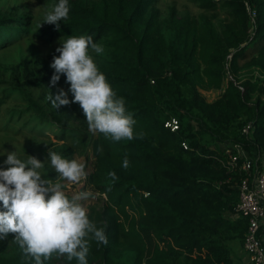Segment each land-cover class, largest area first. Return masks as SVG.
<instances>
[{
	"label": "trees",
	"instance_id": "16d2710c",
	"mask_svg": "<svg viewBox=\"0 0 264 264\" xmlns=\"http://www.w3.org/2000/svg\"><path fill=\"white\" fill-rule=\"evenodd\" d=\"M49 1L53 7L59 3ZM158 2L68 0V17L58 28L48 23L39 28L29 14L12 11L0 15V49L34 32L36 38L57 41L53 62L64 40L92 35L104 48L95 53L94 62L117 98H124L126 114L136 121L134 134H143L114 141L91 133L89 126L66 128L72 125L70 114L86 120L78 102L66 112L60 139L64 144L70 139V145H63L60 155L68 160L78 152L85 155V186L99 193L87 208L89 219L108 237L107 245L90 240L87 264H243L235 259L232 242L243 245L249 222L231 216L241 175L223 166L218 143L264 151V77L241 79L247 71L264 74V0H195L198 15H181L171 4L166 17ZM247 2L256 9L254 23ZM231 49L234 80L226 68ZM40 67L36 62L32 73L28 67L19 80L10 81L0 104L21 92L35 113L50 119L26 89L47 77ZM237 78L244 90L235 83ZM59 82L70 86L65 74ZM204 91L220 95L209 100ZM171 117L180 121L177 131L164 126ZM248 122L254 125L250 137L242 132ZM125 158L128 168L122 166ZM43 178L57 179L59 174ZM0 211H6L2 201ZM55 257L44 264H56ZM0 264L35 260L18 243L12 249L0 246ZM61 264L78 261L65 254Z\"/></svg>",
	"mask_w": 264,
	"mask_h": 264
},
{
	"label": "clouds",
	"instance_id": "9594fccd",
	"mask_svg": "<svg viewBox=\"0 0 264 264\" xmlns=\"http://www.w3.org/2000/svg\"><path fill=\"white\" fill-rule=\"evenodd\" d=\"M69 11L68 0H59L46 14L43 23L56 24L58 28L59 22L67 19ZM90 49L97 54L104 51L92 35L70 36L62 47L57 48L60 55L54 57L50 65L55 70L51 84L56 86L61 74H65L74 99L70 102L63 88L48 99L56 109L78 102L93 134L100 132L114 141H131L137 135L143 138V134H134L136 121L131 113L126 114L124 98H117L89 54ZM50 161L59 174L55 183L43 178L38 171L44 167L38 158L29 156L25 162L17 157L16 151L7 154L5 163L10 167L0 170V201L6 209L0 211V240L15 233L16 242L34 258L35 264H44L54 254H66L68 260L76 258L78 264H87L90 240L107 245L108 237L104 228H97L90 221L88 209L81 203L90 193L78 191L69 198L64 190L68 185L61 183L66 180L69 184H80L87 177L85 164L62 158L53 151H50ZM129 165L125 158L122 166L128 168ZM109 175L113 180L118 179L114 172Z\"/></svg>",
	"mask_w": 264,
	"mask_h": 264
},
{
	"label": "rangeland",
	"instance_id": "374dc122",
	"mask_svg": "<svg viewBox=\"0 0 264 264\" xmlns=\"http://www.w3.org/2000/svg\"><path fill=\"white\" fill-rule=\"evenodd\" d=\"M171 4H175L182 15L186 11L198 15L201 12L195 0H159L158 7L161 9L162 16L166 17L169 14ZM53 5L49 0H0V15L10 14L12 11L24 12L32 16V20L41 25L46 14L53 10ZM225 13L220 12V17L223 18ZM34 32L29 33L27 37L18 39L8 45L5 49H0V100L2 92L5 88H10V81L19 80L26 68L30 67L29 72H33L32 66L36 62L41 66L45 79H42L35 85H28L26 89L31 92V95L44 105L50 119L40 116L34 112V108H30L31 102L23 93H16L9 95L4 102L0 104V170H6L10 165H7V154L16 151V155L22 161H27L29 156H34L43 162L44 167L39 169L43 176L53 178L55 169L51 165L50 159L43 157L46 154L50 157V151L56 152L60 155L63 145H70V139L66 144L60 139V135L64 128L66 112L69 111V105L61 106L59 109L53 107L49 96L56 95L60 88H63L68 95L70 102L74 99V94L69 90L70 86H66L58 82L56 86L51 84V77L54 69L50 66L52 64L50 56L53 53L57 41L50 42L42 38H36ZM102 46V45H101ZM89 54L95 59V52L91 49ZM19 66V69L15 67ZM250 75H257L264 77L260 72L247 71L243 74L241 79L248 78ZM241 83V80L237 78ZM204 94L209 100L217 98L220 93L218 91H204ZM21 112H23L21 114ZM16 113V115H15ZM19 113V114H18ZM21 114V118L18 115ZM15 115V116H14ZM53 115L55 118H53ZM14 116V117H13ZM72 125L69 127H84L88 126L86 120H77L74 114L68 116ZM28 120V123H26ZM219 148L225 146L218 143ZM221 150V151H222ZM62 158L67 159L62 156ZM74 159L81 163H85V155L75 153ZM30 167V166H29ZM58 179V178H57ZM57 179H51L53 183ZM62 184H67L65 188L66 194L72 196L78 191H87L88 193H95L90 187L85 186V180L80 184H69L66 180H61ZM97 196H89L87 200H82L83 205L88 208L90 204L97 202ZM6 245L9 249L17 246L15 237L0 240V246ZM233 255L238 262L243 264H251L247 252L243 245L238 241L232 242ZM64 261V255H56V264H61ZM249 261V262H247Z\"/></svg>",
	"mask_w": 264,
	"mask_h": 264
},
{
	"label": "built area",
	"instance_id": "2783aa9c",
	"mask_svg": "<svg viewBox=\"0 0 264 264\" xmlns=\"http://www.w3.org/2000/svg\"><path fill=\"white\" fill-rule=\"evenodd\" d=\"M247 10L251 21L254 23L256 18V9L247 2ZM253 29L251 28L250 32ZM235 49H231L228 55L226 68L229 70L227 76L235 79L230 72L231 60ZM231 73V74H230ZM235 83L240 82L236 79ZM239 88L244 87L239 84ZM164 126L171 131H177L180 128V121L176 117L166 120ZM254 130L253 122H248L242 128V132L249 137ZM222 150L223 158H220L224 167L234 174L241 175L238 183L239 200L231 212L233 218L247 217L248 229L245 232L243 248L247 252L251 264H264V151L258 148L248 150L242 143H226ZM183 146L188 148V144L183 142ZM223 149V147L221 148ZM149 192H146L148 195Z\"/></svg>",
	"mask_w": 264,
	"mask_h": 264
},
{
	"label": "water",
	"instance_id": "95a60500",
	"mask_svg": "<svg viewBox=\"0 0 264 264\" xmlns=\"http://www.w3.org/2000/svg\"><path fill=\"white\" fill-rule=\"evenodd\" d=\"M90 196L95 197L96 193H90Z\"/></svg>",
	"mask_w": 264,
	"mask_h": 264
},
{
	"label": "crops",
	"instance_id": "0c3cea01",
	"mask_svg": "<svg viewBox=\"0 0 264 264\" xmlns=\"http://www.w3.org/2000/svg\"><path fill=\"white\" fill-rule=\"evenodd\" d=\"M220 148H222V147H220ZM249 257V256H248ZM247 262H249V261H247Z\"/></svg>",
	"mask_w": 264,
	"mask_h": 264
}]
</instances>
